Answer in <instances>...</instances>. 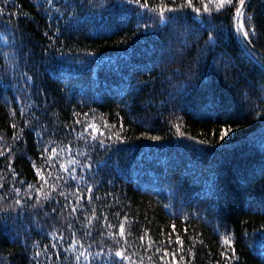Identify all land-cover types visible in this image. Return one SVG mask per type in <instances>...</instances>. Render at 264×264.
I'll return each instance as SVG.
<instances>
[{
    "label": "trees",
    "instance_id": "16d2710c",
    "mask_svg": "<svg viewBox=\"0 0 264 264\" xmlns=\"http://www.w3.org/2000/svg\"><path fill=\"white\" fill-rule=\"evenodd\" d=\"M40 2L9 0L8 11L18 15L0 16V21L5 23L10 19L15 27L16 42L23 46L24 52L31 53L30 57L13 63L11 57L5 59L0 51V136L4 137L0 146L12 149L11 163L20 173L16 179L22 177L26 182H34L29 158L37 160L35 137L28 135L29 130L22 119L31 120V112L41 100L17 89L23 86L24 73L33 75L36 72L34 89H41L50 102L48 119L42 117L44 123L50 120V127L59 129L72 123L73 112H86L88 117L81 115V121L87 119L100 127L107 122L122 132L123 141L113 140L107 152L103 149L93 151L90 142L59 132L48 139L52 141L50 147L59 149L71 143L73 154L79 150L93 157V169L97 174H88L86 179L93 186V196H100V199H94L88 208L95 207L98 216L108 212V223L115 227L105 226L103 231L106 233L118 232L124 215L135 220L131 235L127 237L133 264L139 260L150 264L149 256L156 264H163L157 259L160 254L155 252V247L159 246L160 240L165 241V246L172 247L167 244V236L160 235L171 232L172 224L185 239L186 246L191 243L189 237H196L195 264H214L215 260H222L219 255L222 246L216 231L219 228L220 234L225 232L221 218L235 234L238 264H264V207L255 210L264 197V119H261L264 116V0H246L251 4L248 14L252 16L246 23L260 29L256 34L258 39L252 41L254 53L244 47L239 35H233V21L228 13H215L209 27L214 34L222 33L221 39L215 44L206 43L207 35L201 31L198 43L195 36H189L188 46L184 47L180 44L183 37L178 38L173 50H179L182 55L177 56L164 77H158L162 69L156 67L158 60L153 49L169 40L167 29L157 33L135 31V17L129 21L119 15L109 17L104 13L103 19L98 17L89 21L79 31L62 30L56 42L57 49L66 54L61 57L44 52L49 44L44 33L56 34L49 28L52 22L38 6ZM13 4L16 7H12ZM105 24L111 25L112 31H100V26ZM125 36L126 39H122ZM8 39L13 38L9 35ZM0 49L15 55V50L6 47L3 39H0ZM88 52H94L95 56H86ZM197 57L200 63L191 81V90L172 104L159 106L167 92L172 91L167 81L171 79L176 83L171 70L180 68L183 71ZM150 99L155 103L149 104ZM12 108L18 110L16 117L10 114ZM224 110L234 111L237 121L230 122L234 131L225 137L227 142L219 139L221 122L214 115ZM21 111L23 117L19 115ZM36 115L40 116V112L36 111ZM177 117L181 119L177 120ZM120 118L124 124L122 130L119 129ZM13 120L25 127L22 140L11 138L14 130L10 123ZM169 120L179 123L181 131L189 137L209 140L210 145H196L202 149L199 152L189 148L193 141L179 136L175 129L168 132L166 121ZM142 132L159 135L162 140L153 141L142 136ZM77 159L84 157L77 156ZM4 163L5 158L0 157V169H4ZM210 174L215 177L221 193L216 200L205 195ZM0 176L4 177V183L13 179L7 169L0 171ZM180 182L182 187L178 190ZM79 187L83 191L86 185L81 181ZM105 193L113 195L105 196ZM21 195H24L23 191ZM106 203L111 204L110 209L104 207ZM70 222L76 229V239L83 240L85 247L91 244L93 252L105 245L115 246L109 235H99L100 225L96 221L92 238L83 237L81 225L65 211L54 219L42 218L40 228L33 226L27 238V252L23 248L25 237L21 235L14 242L16 229L10 223L6 227L0 225V264H26V256L37 250L41 264H45V251L63 253L67 247L71 235L67 224ZM128 223L125 222L126 227ZM185 227L187 232L183 231ZM144 229H148L147 233ZM61 233L64 242L58 239ZM141 234L145 235L144 241L139 240ZM175 234L172 233L173 239ZM149 235L157 240V244L146 249L142 245H146ZM201 239L203 245L199 243ZM33 242H39L38 246L34 247ZM52 243L58 247L52 249ZM46 244L47 250L44 249ZM107 252L108 247H105ZM64 255L68 259L54 257L53 264H75L71 253ZM177 261L184 264L179 254ZM80 264H84L83 258Z\"/></svg>",
    "mask_w": 264,
    "mask_h": 264
},
{
    "label": "snow or ice",
    "instance_id": "6c2138e0",
    "mask_svg": "<svg viewBox=\"0 0 264 264\" xmlns=\"http://www.w3.org/2000/svg\"><path fill=\"white\" fill-rule=\"evenodd\" d=\"M8 6L9 0H0V16L11 18L13 15H18V13L9 12ZM38 6L48 14V18L52 22L49 24V28L56 34L49 36L48 32L44 33V36L49 40L48 47L44 49V52L61 57L66 54L57 49L56 42L59 41V35L62 34V30L68 33L79 31L89 21L96 20L98 17L103 19L104 13H107L109 17L119 15L122 18H128L129 21H131V17H135V31L157 33L167 29L169 40L161 47L153 49L158 60L156 67L162 69L158 73V77H164L171 64L176 62L177 56L182 55L179 50H173V44L178 38L183 37L180 40V44L184 47L188 46L189 36H195L198 43L201 31L207 35L206 43L215 44L221 39L222 33L216 32L214 34L213 29L209 27L215 13H228L229 18L233 21L231 25L233 35L240 36L244 47L249 52H255L252 41L258 39L256 34L260 31L255 25L246 23L252 19V16L248 14L251 4L246 3V0H158V2L157 0H41ZM12 7H16V5L13 4ZM0 30L4 33V35L0 36V39L6 42V47L15 50V55H13L12 52L0 49L5 59L11 57L12 62L15 63L31 56L30 52H24L23 46L18 45L16 42L15 27L11 25L10 19L7 23L0 21ZM100 31H112V26L101 25ZM9 35L12 36V40L8 39ZM122 39H126V36L122 37ZM202 55L203 52H201ZM86 56H95V53L88 52ZM199 63L200 58L197 57L188 63L183 71L180 68L171 70L172 78L175 79L176 83H172L171 79L167 81L172 91L167 92L166 98L160 101L159 106L172 104L175 99L187 95L191 90V81L196 76ZM153 70L149 69V71ZM36 75H38L36 72L33 75L24 73L23 86L18 88L17 91L27 95H35L37 99L41 100L40 104H35V110L31 112L32 119H22L23 125L29 130L28 135H34L35 137L34 148L37 160L40 163L38 164L37 160L29 158L31 169L35 174L34 182H26L22 177L17 180L16 178L20 177V173L16 171L11 163L13 158L12 149L0 146V157L5 158L4 169H7L13 178L8 183H4V177L0 176V225L6 227L10 223L16 229L14 242L23 235L25 237L23 248L27 252V238L33 231V226L40 228L42 227L40 224L42 218L50 217L54 219L67 211L68 217L73 218L75 222L81 225L80 231L83 237L92 238L94 221H96L100 225L98 229L99 235H109L114 240L115 246L105 245L99 247L98 251L93 252L91 244L85 247L83 240L76 239V229L74 224L70 222L67 224V229L71 230L67 247L64 248L63 253L60 251H45V264H53L54 257L64 260L68 259V256H65L64 253H71L75 264H80L82 258L84 264H133L132 255L129 254L127 248V237L131 235L136 223L135 220L124 215L119 223V231L106 233L103 231L105 226L107 228L115 227L108 223V212L105 211L102 216H98L95 207L88 208V205L93 204L94 199H100V196H93V186L86 179L88 174L93 176L97 174V170L93 169V157L87 152H80L79 150L73 154L71 143L59 149L50 147L52 141L48 139L50 135H55L59 132L65 136L72 135L76 140L90 142V147L93 151L103 149L107 152L113 140L123 141L122 132L117 130L116 125H110L107 122L104 123L103 127H100L95 122H90L87 119L81 121L79 118L81 115L88 117L86 112H73L72 116L74 119L71 124L64 125L59 129L50 127V120L49 123H44L42 120V117L48 119L47 112L50 102L41 89H34L33 80ZM151 95L153 93H150ZM160 95L164 96V93L161 92ZM13 100H15V97H13ZM121 101L123 102V94L121 95ZM148 103L154 104L155 101L150 99ZM125 106H127L126 102ZM28 107L31 108L32 105ZM36 111L40 112V116L36 115ZM10 114L12 117H16L18 110L12 108L10 109ZM157 114L160 115V113ZM19 115L23 117V112H19ZM214 115L221 122L219 139L227 142L225 137L234 131L230 122H237L234 111L224 110L215 112ZM117 116L119 117V113H117ZM176 119L179 120L181 118L177 117ZM261 119H264V116H261ZM76 125H80V127L77 128ZM166 126L169 133H172L173 129H175L179 136L193 141L194 143L189 144L188 147L194 148L197 152L202 151V149L196 147V145H210L209 140H197L194 136L189 137L186 132L181 131L179 123H173L169 120L166 121ZM10 127L14 130L11 138L17 141L22 140L25 135V127H20L15 120L11 121ZM123 128V120L120 118L119 129L122 130ZM141 135L147 136L153 141L162 140L161 136L149 135L148 132H142ZM213 135H215V132H213ZM3 139L4 137L0 136V140ZM77 156H82L84 159H77ZM78 168L80 171H78ZM4 169H0V171ZM53 169H55V175H53ZM81 181L86 185L83 191L79 187ZM107 183H111V181H107ZM169 183L171 184V180ZM18 184L20 186H17ZM180 187H182V182L177 185V189L179 190ZM22 191L24 195H21ZM97 191H99V187H97ZM110 195L113 194L105 193V196ZM205 195L213 200L221 196L215 177L211 174L207 182ZM104 207L110 209L111 204L106 203ZM165 207L171 206L165 205ZM262 207H264V197L261 198L260 205L255 210L259 211ZM116 215L119 216L120 213L117 212ZM184 219H188L186 214ZM125 222H129L127 227ZM221 227L225 229L223 234H220L219 228L216 231L222 246V251L219 253L222 260H215L214 264H229V262L238 264L239 256L235 246V234L228 229L227 223L223 218H221ZM171 228V232L167 234L160 233V235H166L167 244L172 247L165 246V241L160 240L159 246L155 247V252L160 254L157 259L162 261L163 264H179L177 261V255L179 254V259L184 264H195L197 259L195 251L196 237H189L188 239L191 243L186 246L185 239L176 230V225L172 224ZM147 231L148 229H144V233H147ZM183 231L187 232L188 228L185 227ZM172 233H176L174 239ZM58 239L64 242L62 233ZM139 240L144 241L145 235L141 234ZM38 243L33 242L34 247L38 246ZM199 243L203 245L204 241L201 239ZM156 244L157 240L149 235L147 236L146 245L142 246L146 247V249H151ZM48 247L47 244L44 245L45 250ZM57 247L56 243L51 244L52 249ZM105 247H108L107 253H105ZM105 256H107V259H104ZM148 259L150 264H156V260H153L152 256H149ZM26 264H41L40 251H34L30 256H26ZM137 264H143V261L139 260Z\"/></svg>",
    "mask_w": 264,
    "mask_h": 264
}]
</instances>
